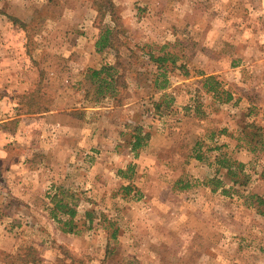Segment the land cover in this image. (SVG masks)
<instances>
[{
  "label": "rangeland",
  "instance_id": "obj_1",
  "mask_svg": "<svg viewBox=\"0 0 264 264\" xmlns=\"http://www.w3.org/2000/svg\"><path fill=\"white\" fill-rule=\"evenodd\" d=\"M0 264H264V0H0Z\"/></svg>",
  "mask_w": 264,
  "mask_h": 264
},
{
  "label": "trees",
  "instance_id": "obj_2",
  "mask_svg": "<svg viewBox=\"0 0 264 264\" xmlns=\"http://www.w3.org/2000/svg\"><path fill=\"white\" fill-rule=\"evenodd\" d=\"M108 36L106 34H102L99 38V40L96 42V48L98 51H102L107 45H108ZM160 61L165 60V58H157ZM112 67H102L101 69H91L90 70V76L93 79H96L98 81V94L102 95L106 91H115L116 88L114 87L116 78L113 76V74L110 72ZM120 79V76L117 78V80ZM205 85H210L208 88V91H213L218 93V82H216L215 78L213 76H208L205 80ZM118 84V83H117ZM143 136H140L139 134H135L134 142H132L134 149L141 147L143 145ZM226 159L221 161L222 165H228ZM226 164H225V163ZM228 173L230 175H236V172L232 171L231 167H228ZM216 182H219L217 180ZM215 189V188H214ZM70 195L66 193H62L61 195L55 194L52 198L53 202V208L51 210V215L53 218L57 219L58 221H62L59 218V215L62 214L64 216H67L68 218L64 220V226L69 227L68 232L73 231L74 228V217L76 215V209L71 206L70 202ZM88 215L91 216V213L88 212ZM91 219V217H90Z\"/></svg>",
  "mask_w": 264,
  "mask_h": 264
},
{
  "label": "crops",
  "instance_id": "obj_3",
  "mask_svg": "<svg viewBox=\"0 0 264 264\" xmlns=\"http://www.w3.org/2000/svg\"><path fill=\"white\" fill-rule=\"evenodd\" d=\"M10 25H8L7 27H5L4 32L7 34H17L18 36L22 37V32L19 29H13Z\"/></svg>",
  "mask_w": 264,
  "mask_h": 264
}]
</instances>
